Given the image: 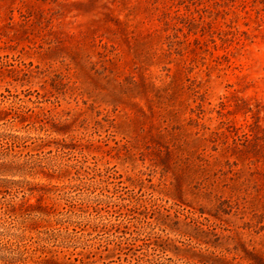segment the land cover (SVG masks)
<instances>
[{
    "label": "rangeland",
    "instance_id": "374dc122",
    "mask_svg": "<svg viewBox=\"0 0 264 264\" xmlns=\"http://www.w3.org/2000/svg\"><path fill=\"white\" fill-rule=\"evenodd\" d=\"M0 264H264V0H0Z\"/></svg>",
    "mask_w": 264,
    "mask_h": 264
}]
</instances>
